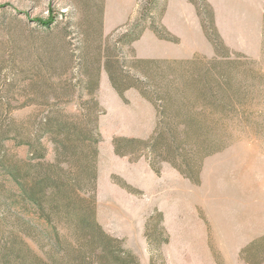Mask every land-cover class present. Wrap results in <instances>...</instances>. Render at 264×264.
<instances>
[{
	"label": "rangeland",
	"instance_id": "1",
	"mask_svg": "<svg viewBox=\"0 0 264 264\" xmlns=\"http://www.w3.org/2000/svg\"><path fill=\"white\" fill-rule=\"evenodd\" d=\"M3 131L0 264H264V0H0Z\"/></svg>",
	"mask_w": 264,
	"mask_h": 264
},
{
	"label": "trees",
	"instance_id": "2",
	"mask_svg": "<svg viewBox=\"0 0 264 264\" xmlns=\"http://www.w3.org/2000/svg\"><path fill=\"white\" fill-rule=\"evenodd\" d=\"M53 23V21L51 22H47V23H42L44 25V27H50L51 24ZM215 46V45H214ZM217 48V47H216ZM217 88V87H216ZM213 91V90H212ZM210 92V90L208 91ZM15 134V136H14ZM11 134L8 132H0V136H1V140H0V163L1 166L4 167V169L8 172L9 177L16 182L19 190H20V196L23 198V200L25 202H31L34 205H37V207H39L41 209V202L42 199L44 198V196L46 195V190L48 189V187L54 184H57V179L56 181L53 180L51 177H48L46 174H42V171L44 169L45 166H43L42 164H37L36 166H33L31 164H25L24 166H15V164H8L3 162V157H1V150H2V141L4 140H17L18 137L16 135V133ZM122 142H127V143H134V142H138L136 140H127V139H118L114 141V145H115V150H116V154L118 155H122V150L119 148V145ZM17 144H20V141H18ZM35 168L36 171L38 172L36 178H31L32 176V172L31 170ZM32 179V180H31ZM94 211H91L90 215L87 217L86 219V224L89 226L90 229L93 228V230H95L96 232H98L100 234V237L102 238V243L103 245L101 246V254L97 255L96 252V248H91L90 250L87 251V256L88 259L91 258L92 261L97 260L99 264H103L105 260H109V262L111 264H127V259H131L133 261L136 260V258L130 254V253H125V252H116L114 250L113 247H109L110 244H113L115 242H117L116 240L108 237L107 235H105L104 233H101L100 228L95 224L94 221ZM100 231V232H99ZM25 243L21 242L20 240H18L17 238H13L9 241L6 242L5 244V251L2 254L1 258H2V263L3 264H9V262H11L12 260L20 257V256H24L22 255L24 253L25 250ZM100 247V246H99ZM27 256H30V254L28 255L29 251H26ZM84 256L86 257V254H84ZM26 258V256H25ZM86 258H83V260L85 261ZM111 259V261H110ZM25 261V260H24ZM86 264H92V263H86Z\"/></svg>",
	"mask_w": 264,
	"mask_h": 264
},
{
	"label": "crops",
	"instance_id": "3",
	"mask_svg": "<svg viewBox=\"0 0 264 264\" xmlns=\"http://www.w3.org/2000/svg\"><path fill=\"white\" fill-rule=\"evenodd\" d=\"M177 19L182 20V21L185 20L184 17H181V19L180 18H177ZM185 24H186V21H184V25ZM158 48H159V51L157 50ZM172 48L173 47H171V46H169L168 49L163 48V46L161 47L160 43H159V46L158 45L154 46V49H153L154 57L155 58H160V59H164V58H166V59H171V58L181 59V58L191 57L190 55H185L186 54L185 52H187V50L189 51V53L191 52L190 49H186V48L182 49V51L180 50L175 55H173L172 54V50H173ZM205 49H206V51H211L209 46L206 47ZM167 51H170V53L167 54ZM199 51H203V50H199Z\"/></svg>",
	"mask_w": 264,
	"mask_h": 264
}]
</instances>
